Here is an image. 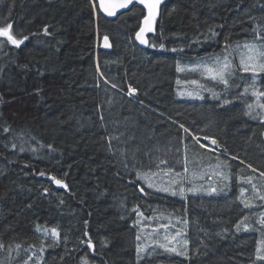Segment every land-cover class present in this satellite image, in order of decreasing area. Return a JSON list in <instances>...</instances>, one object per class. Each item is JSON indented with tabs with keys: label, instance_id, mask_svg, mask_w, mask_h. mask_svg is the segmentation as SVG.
Segmentation results:
<instances>
[{
	"label": "trees",
	"instance_id": "1",
	"mask_svg": "<svg viewBox=\"0 0 264 264\" xmlns=\"http://www.w3.org/2000/svg\"><path fill=\"white\" fill-rule=\"evenodd\" d=\"M146 14L136 6L108 21L91 0H0V26L28 37L0 47V264H264V178L252 170L264 172V121L233 80L203 101L178 96L203 80L180 67L264 44V0H168L141 50ZM209 160L231 170L228 197L182 198L183 183L163 195L138 180ZM159 220L173 223L186 256L148 244L143 231Z\"/></svg>",
	"mask_w": 264,
	"mask_h": 264
},
{
	"label": "rangeland",
	"instance_id": "2",
	"mask_svg": "<svg viewBox=\"0 0 264 264\" xmlns=\"http://www.w3.org/2000/svg\"><path fill=\"white\" fill-rule=\"evenodd\" d=\"M245 44L252 43L234 45L212 58L193 62L192 65L185 68L181 67V73H196L200 76V79L203 80L200 82H187L180 84V89L178 90L179 98L187 102L203 101L205 93H213V86L208 82L213 81L215 83V81L220 80L219 78H213L215 75V69L220 66L217 61H220V64H222L225 59L227 60L230 66L229 71L226 73L227 80L234 75L233 69L235 68V62L238 69H243L244 65L241 64V59L243 58L245 63H249L247 61V56L249 53L247 49L244 48ZM234 53H238V55L232 56ZM257 62L264 63V57H258ZM208 69H212L213 71H208ZM246 72L255 75L264 73L260 72L258 67L255 72L251 70ZM133 94L135 95L134 92ZM250 99V104L264 103L260 100V98L253 95L250 96ZM252 111L253 114L258 115V117H264V108L255 107ZM203 148L209 152L216 153L214 149H208L205 147ZM185 168L187 171H185ZM137 174L138 180L150 191H154L163 195L172 196V192H177V189L180 188V185L183 183V186L180 188L183 189V195L180 194L182 198H187L190 191L195 192L197 195L205 198L228 197L227 183L232 181L231 170L228 168V166L221 161L214 162L211 160H209L208 163L201 162V164L198 166H195L192 163L189 164V161H187L183 171H172L166 167V164H162L159 166L157 171L140 172ZM145 176L147 179L143 178ZM225 177H227V179H225ZM149 183L152 184V187L148 186ZM163 188H168L169 191H162L161 189ZM213 189H215V191H213ZM161 225H167V227H161ZM172 228V222L168 221V224H165L164 221L162 222L159 220L156 227H151L149 231H147L148 229L144 230L143 236L151 247H157L160 244L167 243L168 241L165 240V237H167L168 240H171V243L168 244V247H179L184 245L185 240L181 238L180 235H170ZM173 237H175V239H172Z\"/></svg>",
	"mask_w": 264,
	"mask_h": 264
},
{
	"label": "snow or ice",
	"instance_id": "3",
	"mask_svg": "<svg viewBox=\"0 0 264 264\" xmlns=\"http://www.w3.org/2000/svg\"><path fill=\"white\" fill-rule=\"evenodd\" d=\"M135 2L143 5L147 9V14L143 17V20H142V26L139 27V30L135 33V39L138 40L141 44H147L148 40L145 38V36H146V33H150V32L154 31L153 25H154L155 20L158 16V10H159V5L161 3V0H135ZM133 3H134V0H92V7L95 9L98 6L108 16H115L117 14L118 10L128 9L130 5H133ZM12 27L13 26L11 23L6 24L5 26H0V38H4L3 40H0V47H2L4 40H6L7 42H10L12 45H15L16 47H20L21 45H23L25 43L26 40H28L27 36H23L19 33L13 34ZM44 31L47 32V28H45ZM17 36H19V38H17ZM103 39L105 41V46L106 47L109 46L107 44L108 37L105 35L103 37ZM256 39L260 40V39H264V38L257 35ZM152 46H155V45H152ZM161 47H163V46L161 45ZM244 48L247 49V51L249 53V55L247 56V61L249 63H245V60L243 58L241 59V64L244 65L243 70L244 71H250L251 70V71L255 72L257 70V67H258V70L260 72H264V63H258L257 62L258 57H264V44H260V45H258L256 43L245 44ZM217 63L220 66L215 69V75L213 76V78L214 79L219 78L224 84H227L228 81L226 78V73L229 71L230 66H229L226 59L222 64H220V61H217ZM181 70H183V69H181ZM208 71H213V70L208 69ZM113 87H115V85H113ZM129 95H131V92H129ZM252 95L256 96L258 98L264 97V92H258L255 89H253ZM228 102L229 101H225V103H228ZM255 107L264 108V103H262V104H249L248 105L250 112ZM250 112H249V114H250ZM181 128H183L182 125H181ZM185 131H187V130L185 129ZM195 139L197 141H199L200 138L196 137ZM205 139H208V137H205ZM211 143L213 145H215L217 142H216V140L213 139V140H211ZM161 162L166 163V161H161ZM249 168H251V165H249ZM185 171H187L186 168H185ZM253 171H255V169H253ZM41 175H43V173H41ZM177 175H179V174H177ZM260 176L264 177V172H261ZM143 178L147 179L146 176ZM53 179L55 180L54 177H53ZM225 179H227V177H225ZM247 180H248V182H251L252 177H248ZM55 183L61 184L62 181L55 180ZM148 186L152 187V184L149 183ZM65 187H67V186L65 185ZM252 188H253L254 195H256L257 194L256 185L252 184ZM161 190L162 191H169L168 188H163ZM141 191H143V189H141ZM213 191H215V189H213ZM172 194L177 195V192L173 191ZM179 194L183 195V189H180ZM243 194H244V190L242 189L241 190V196H243ZM259 199L264 201V195H259ZM243 203H244L245 208L251 207V204L249 203V201L245 200V201H243ZM245 219H247V218L245 217ZM260 222L262 225H264V217L261 218ZM242 224H243V221H241L240 224L236 225L237 231L240 230ZM161 227H167V225H161ZM245 227H247V226H245ZM45 231L50 232L51 235H53L57 238L59 236V233L57 232V230L55 228H52L50 230L45 229ZM85 235H87V233H85ZM177 235H179V233H177ZM136 239L139 240L140 237L137 236ZM172 239H175V237H173ZM165 240L168 242L164 243V244H160L159 247L166 249L170 253H175L176 255H182V256L187 255V253L185 251H180L175 246L168 247V244L171 243V240H168L167 237H165ZM88 243L91 245L90 240L88 241ZM0 247H2V245H0ZM137 251H138V253H142V252H145L146 249L144 247H138ZM257 258L259 260H264V240L261 241L260 247L257 248Z\"/></svg>",
	"mask_w": 264,
	"mask_h": 264
},
{
	"label": "bare ground",
	"instance_id": "4",
	"mask_svg": "<svg viewBox=\"0 0 264 264\" xmlns=\"http://www.w3.org/2000/svg\"><path fill=\"white\" fill-rule=\"evenodd\" d=\"M92 1V0H91ZM136 6H138V5H135L134 7H136ZM133 7V8H134ZM139 7V6H138ZM97 8H98V11H99V13H100V15L104 18V19H106V20H108L107 18H105L102 14H101V11H100V8L97 6ZM132 8V9H133ZM141 8V7H140ZM131 9V10H132ZM130 10V11H131ZM130 11H128V12H130ZM128 12H126V13H128ZM126 13H124V14H122L121 16H123V15H125ZM120 16V17H121ZM119 18V17H118ZM117 18V19H118ZM117 19H115V20H117ZM115 20H108V21H115ZM103 43V42H102ZM102 43H101V50H102ZM254 43H257V44H260L259 42H254ZM240 44H244V43H240ZM100 46V45H99ZM139 48V47H138ZM149 48V47H148ZM147 48V49H148ZM140 49V48H139ZM147 49H145V50H147ZM141 50H143V49H141ZM228 51H230V50H228ZM236 55H238V53H234L232 56H236ZM201 60V59H200ZM202 60H204V59H202ZM206 60V59H205ZM197 61H199V60H197ZM236 63V62H235ZM190 65H192V64H190ZM190 65H187V66H190ZM237 65V64H236ZM187 66H182V68H185V67H187ZM181 68V67H180ZM237 70H239L240 71V73H241V75H244V74H250L249 72H246V71H243V69H237ZM236 70V71H237ZM235 71V70H234ZM233 71V72H234ZM235 71V72H236ZM182 72V71H181ZM234 72V73H235ZM260 75H264V73L263 74H260ZM260 75H255V74H252L248 79H249V81L247 82V81H245L244 83H242L241 81H242V79H239V78H235V79H233L234 77H235V74L232 76V77H230V78H228V82H232V80H233V82H235V83H237L238 84V88L240 89V92H241V95H245V98H243V99H241V101H243V102H245L246 103V107L248 108V105L251 103V99H250V96L252 95V91H253V89H255L256 91H258V92H264V82H262V83H260V81H262L261 80V78H260ZM209 84H211L212 86H213V93H219L221 90H222V88H224V86H217L216 84H222V85H226V86H228V83L227 84H224L221 80H218V81H215V83L213 82V81H209L208 82ZM240 83V84H239ZM263 86V87H262ZM237 88V89H238ZM249 88H251V92L249 93L248 92V89ZM115 91H117L118 93H120V94H122V95H125L129 100H133L134 102H136V103H139V102H137L135 99H134V94H133V91L131 90L130 92H131V95H129V93L126 95V94H124L123 92H121V91H119V90H117V89H115V88H113ZM247 90V91H246ZM260 98V100L262 101V102H264V97H259ZM250 111V110H249ZM251 112L253 113V111L251 110ZM258 116V115H257ZM258 118V117H257ZM261 121H264V117H262L261 118ZM202 147V146H201ZM203 148V147H202ZM214 154H217V153H214ZM218 155V154H217ZM230 159L232 160V161H234V162H237V163H239V164H241L242 166H244V167H246V168H248V165H246V164H244V163H242L241 161H239V160H237V159H235V158H231L230 157ZM253 170V169H252ZM255 173H257V174H259L260 175V173L258 172V171H254ZM264 178V177H263ZM232 181H233V179H232ZM231 181V182H232ZM230 182V183H231ZM227 186H228V184H227ZM227 192H228V190H227ZM229 195V194H228Z\"/></svg>",
	"mask_w": 264,
	"mask_h": 264
},
{
	"label": "water",
	"instance_id": "5",
	"mask_svg": "<svg viewBox=\"0 0 264 264\" xmlns=\"http://www.w3.org/2000/svg\"><path fill=\"white\" fill-rule=\"evenodd\" d=\"M167 2H168V0H161V3H160V5H159V10H158V16H157V18H156V20H155V23H154V25H153V27H154V31H153V32H150V33H146V36H145V38L148 40V43H147V44H141L138 40L135 39V44H136V46L139 47L140 49L145 50V49H147V48L149 47V38H150V36L155 32V30H156V23H157V21H158V19H159L161 8H162ZM135 5H138V6L141 7L143 10H145L146 13H147V9H146L143 5L136 3L135 0H134L133 5H130L128 9H120V10H118V11H117V14H116L115 16H108V15H107L106 13H104L101 9H100V11H101V14H102L105 18H107L108 20H115V19H117L118 17H120L122 14H124V13L130 11ZM107 44H108L109 46L106 47V46H105V41H103V43H102V50H103V51L110 52L111 49H112V46H111V43H110L109 39H108V41H107Z\"/></svg>",
	"mask_w": 264,
	"mask_h": 264
}]
</instances>
